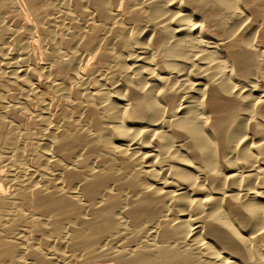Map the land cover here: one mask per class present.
Wrapping results in <instances>:
<instances>
[{"label": "bare ground", "instance_id": "6f19581e", "mask_svg": "<svg viewBox=\"0 0 264 264\" xmlns=\"http://www.w3.org/2000/svg\"><path fill=\"white\" fill-rule=\"evenodd\" d=\"M0 264H264V0H0Z\"/></svg>", "mask_w": 264, "mask_h": 264}, {"label": "rangeland", "instance_id": "374dc122", "mask_svg": "<svg viewBox=\"0 0 264 264\" xmlns=\"http://www.w3.org/2000/svg\"><path fill=\"white\" fill-rule=\"evenodd\" d=\"M20 8H22L21 5H20ZM22 9H23V8H22ZM38 57H39V56H38ZM39 59H40V58H39ZM39 59H37V61H38V62H41V60L39 61ZM39 83H40V84L42 83L41 86H40V84H39V89L41 90V92L43 93L44 96L46 95L45 98L48 99V100H50L51 97H50V95H49V89H47V85H46V83H45L44 81H42V80H41ZM47 92H48V95H49V96L47 95ZM49 97H50V99H49ZM26 120H28V118H26ZM27 122L30 123V121H27ZM29 123H27L26 126H29V125H28ZM3 174H4V173H3ZM6 190H7V189H6Z\"/></svg>", "mask_w": 264, "mask_h": 264}]
</instances>
